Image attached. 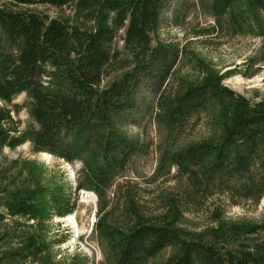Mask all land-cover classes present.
<instances>
[{"label": "trees", "instance_id": "1", "mask_svg": "<svg viewBox=\"0 0 264 264\" xmlns=\"http://www.w3.org/2000/svg\"><path fill=\"white\" fill-rule=\"evenodd\" d=\"M170 1L3 0L0 150L29 142L35 153H49L68 163L81 160L85 172V181L74 190L57 185L43 187L34 196L15 192L7 210L49 220L65 218L87 186L101 199L97 227L109 240L118 264H145L167 249L171 254L159 264H264L260 247L223 248L217 239L223 236L222 230L234 238L264 231V222L230 223L228 230L219 224L191 239L177 226L183 214L197 205L196 194H206L217 183L225 184L224 190L237 204L260 203L264 197V100L252 103L213 73L200 83L183 77L170 82L182 54L178 44L161 36ZM207 1L216 20L227 17L238 32L250 24V9L245 5L264 10V0ZM42 7L69 13L51 16ZM119 39L126 55L118 48ZM124 69L120 79L106 84L113 73ZM145 85L156 97L154 102L143 95ZM23 93L29 100L25 128L18 117L24 106L14 102ZM149 100L155 117L172 129L198 115L213 121L218 133L188 142L173 155L194 193L171 194L157 215H147L139 197L126 189L121 221L108 209L104 192L140 149L139 139L125 128L144 117L152 104ZM140 102L144 110L138 108ZM234 179L238 186L224 181ZM213 212L211 220L223 222L221 210L217 207ZM208 235L213 238L206 239ZM34 241L31 237L30 247ZM59 264L93 262L75 252Z\"/></svg>", "mask_w": 264, "mask_h": 264}, {"label": "rangeland", "instance_id": "2", "mask_svg": "<svg viewBox=\"0 0 264 264\" xmlns=\"http://www.w3.org/2000/svg\"><path fill=\"white\" fill-rule=\"evenodd\" d=\"M242 1L250 3L254 0ZM2 3L3 0H0V5ZM244 8L248 11L250 9V24L238 32L227 17L216 20L207 0H171L164 14L161 36L178 44L182 54L170 82L179 81V77H183L192 83H200L209 73H213L224 86L252 103L264 100V10L255 4H247ZM40 10L51 16L69 13V10L59 11L51 7H42ZM0 36L4 37L1 31ZM117 45L122 54L126 55L121 39ZM5 47L8 48L7 43ZM124 73L125 69L113 73L106 84L120 79ZM145 87L143 95L151 96L154 102L156 97L148 86ZM152 100L149 101L152 103ZM28 101L26 93L14 100L24 106L18 115L22 128H25L29 120ZM137 106L143 110L145 108L142 102ZM143 116L135 118V122L125 128L130 135L139 139V151L133 155L125 170L112 179L104 192L103 199L108 203V209H113V214L121 221L126 189L139 197L147 215H157L171 194L192 192L190 180L178 171L173 155L188 142L218 133L213 121L207 116L198 115L172 129L164 120L155 117L153 103L149 110L144 111ZM83 181L85 172L81 160L68 163L51 154L45 156L35 153L29 142L15 148H2L0 264H59L75 252L87 255L93 264H118L109 240L103 237L97 227L101 199L90 187L85 186L83 190L94 193L95 201L90 197L82 199L80 191L76 208L72 212L79 226L78 232L67 221V217L49 220L35 218L30 214L14 215L7 210L15 192L23 197L27 194L34 196L43 187L51 189L57 185L74 190ZM224 181L234 186L239 184L237 179ZM224 185L222 182L217 183L206 194H196L197 205L192 206L177 222L187 238H195L198 233L215 229L219 224L227 229L230 223L264 222V197L258 205L251 201L237 204L231 194L224 190ZM37 197L42 200V197ZM217 207L222 212L221 223L211 220ZM2 213L4 216H1ZM223 231V236L217 238L223 248L235 250L242 244L252 249L260 247L264 251V231L241 234L235 238ZM31 237L35 240L33 247L29 245ZM212 238V235L206 236V239ZM171 251L167 249L145 264H159L169 257Z\"/></svg>", "mask_w": 264, "mask_h": 264}, {"label": "bare ground", "instance_id": "3", "mask_svg": "<svg viewBox=\"0 0 264 264\" xmlns=\"http://www.w3.org/2000/svg\"><path fill=\"white\" fill-rule=\"evenodd\" d=\"M42 154L45 155V156H49L50 155L49 153H42ZM89 194H91V193H88V195ZM89 197H90L91 200L95 201L94 193L89 195ZM67 221L72 225V227H74L76 229L77 232L79 231V226H78L77 220H76V218H75V216L73 214H70V215L67 216Z\"/></svg>", "mask_w": 264, "mask_h": 264}, {"label": "built area", "instance_id": "4", "mask_svg": "<svg viewBox=\"0 0 264 264\" xmlns=\"http://www.w3.org/2000/svg\"><path fill=\"white\" fill-rule=\"evenodd\" d=\"M88 193H90V192L85 191V190H82L81 191V197H82V199L88 198L89 197Z\"/></svg>", "mask_w": 264, "mask_h": 264}]
</instances>
